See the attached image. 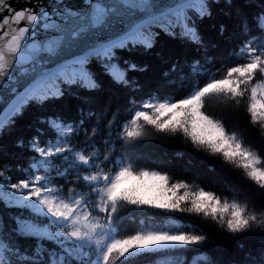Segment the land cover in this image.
<instances>
[{"label": "snow or ice", "instance_id": "6c2138e0", "mask_svg": "<svg viewBox=\"0 0 264 264\" xmlns=\"http://www.w3.org/2000/svg\"><path fill=\"white\" fill-rule=\"evenodd\" d=\"M211 15L209 0H81L76 8L64 0H0V136L15 130L29 104L59 98L65 86L98 88L88 67L92 61L123 92L106 136L100 126L108 110L81 108L72 118L54 113L39 121L47 135L35 128L27 141H16L30 154L27 161H0V202L29 213L12 216L11 229L0 221V264H131L141 255L183 251L207 239L195 228L123 232L125 219L142 216L140 224L151 225L157 212L148 210L211 217L232 234L253 224L264 227V203L241 202L238 194L230 200L174 181L166 172L136 167L135 150L149 138V129L180 134L197 150L222 156L264 190V142L257 150L207 110L209 98H215L225 108L242 109L264 130V12L242 22L234 46L223 54L229 59L215 73L210 71L215 57L186 61L189 73L205 82L194 81L180 97L160 90L176 85L169 77L184 71L178 63L160 70V86L146 89L129 73L147 67L128 59L121 66L117 56V50L153 48L160 33L204 47L197 21ZM219 30L223 35L224 26ZM13 172L19 174L16 182ZM12 237L34 240L32 251ZM242 264H264V249Z\"/></svg>", "mask_w": 264, "mask_h": 264}, {"label": "trees", "instance_id": "16d2710c", "mask_svg": "<svg viewBox=\"0 0 264 264\" xmlns=\"http://www.w3.org/2000/svg\"><path fill=\"white\" fill-rule=\"evenodd\" d=\"M211 4V17L198 20V30L203 40L204 47L198 48L183 40L174 39L163 33L157 37L153 48L145 50L137 47L133 51L117 50V56L123 60L128 59L139 66H146L147 71L129 73V77L135 76L146 89L160 86V70L168 64L178 63L184 70L178 76L170 75L169 79L175 80V86H161V94H175L177 97L187 94L193 87V82L201 85L205 77H195L189 73L187 62L200 60L204 63L205 55L215 57L211 72L221 67V62L229 59L225 55L226 50L234 46V41L241 32L242 22L251 21L257 13L264 12V0H209ZM192 15H195L192 13ZM224 26L223 35L220 26ZM92 72L98 88L88 91L79 87L71 89L65 86L64 95L49 99L41 104L31 103L24 110V114L17 118L15 130L0 136V161L12 163L18 159L27 161L30 154L23 148L16 147V141L24 138L27 141L35 128H41L48 134V130L39 124V121L52 114H63L66 118L78 116L79 109L91 108L99 112L108 110V117L100 126L101 136L107 135V120L112 112L123 104V92L119 85L113 83L111 77L106 74L100 64L92 61L88 66ZM187 74V78L186 77ZM219 77L220 73H216ZM181 84L183 85L181 87ZM209 114L221 118L230 131H235L242 136L247 144H251L257 150L264 142V130L258 125L253 126L249 117L242 109L234 107L225 108L215 98H209L207 102ZM116 129L113 130L112 139H115ZM99 139V138H97ZM119 147V145H117ZM101 152H104L101 146ZM179 154V155H178ZM135 158L138 161L137 170L148 167L168 173L175 180H183L189 184L198 185L207 191H212L221 197L227 196L233 199L238 194V199L255 202L257 206L264 203V190L248 180L243 171L223 160L222 156L212 155L204 150H197L185 138L177 134L155 133L149 129V138L144 140L135 150ZM13 182H16L19 174L13 172ZM26 178V177H25ZM26 210L8 208L0 202V221L6 229L13 227L11 217L19 215ZM151 225H141L142 216H137L135 222L125 219L122 230L125 234H133L137 230H147L150 226L165 230H186L195 228L198 234L206 236V240L199 246H192L183 251H167L145 254L133 258L131 264H242L249 254L253 258L264 249V227L253 224L242 233L232 234L221 229L211 217L197 216L189 213H172L165 215L159 210ZM135 213H130L134 215ZM174 217L175 219H173ZM8 239V237H6ZM18 241L21 249L32 251L35 241L22 237H12ZM48 247H52L51 244Z\"/></svg>", "mask_w": 264, "mask_h": 264}, {"label": "water", "instance_id": "95a60500", "mask_svg": "<svg viewBox=\"0 0 264 264\" xmlns=\"http://www.w3.org/2000/svg\"><path fill=\"white\" fill-rule=\"evenodd\" d=\"M14 3L23 4L24 0H13ZM46 4H54V0H45ZM66 5H69L73 8L79 7L81 5V0H64ZM4 107V105H0V108Z\"/></svg>", "mask_w": 264, "mask_h": 264}]
</instances>
